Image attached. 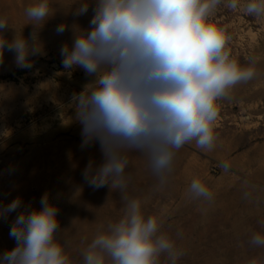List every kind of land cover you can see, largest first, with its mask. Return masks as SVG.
Returning a JSON list of instances; mask_svg holds the SVG:
<instances>
[{
	"label": "clouds",
	"instance_id": "1",
	"mask_svg": "<svg viewBox=\"0 0 264 264\" xmlns=\"http://www.w3.org/2000/svg\"><path fill=\"white\" fill-rule=\"evenodd\" d=\"M90 3L76 5L73 15H86ZM222 3L232 10L241 7L240 0H95L88 27L73 25L71 44H62L65 72L80 68L93 78L71 97L74 122L81 125L80 149L98 144L102 155L99 164L89 160L81 175L93 190L118 191L122 202L121 218L97 228L80 251L78 264H178L186 254L163 231V218L146 215L143 200L128 194L127 153L146 157L163 187L186 144L214 149L217 102L256 75L253 67L230 55L226 26L211 22ZM243 11L264 17V0H246ZM53 15L49 0H38L25 9L33 31L26 38L16 30L11 40L4 33L12 27L0 18V65L7 51L16 68L32 70L35 62L30 58L45 54L39 30ZM67 30L61 23L55 32ZM220 167L229 169L227 163ZM187 195L214 199L199 178L191 180ZM39 203L33 208L21 197L0 202V220L16 213L9 230L15 247L0 253V264H71L67 242L60 239L58 207L47 192ZM181 236L178 230L176 237ZM249 244L264 248V233L253 232Z\"/></svg>",
	"mask_w": 264,
	"mask_h": 264
},
{
	"label": "rangeland",
	"instance_id": "2",
	"mask_svg": "<svg viewBox=\"0 0 264 264\" xmlns=\"http://www.w3.org/2000/svg\"><path fill=\"white\" fill-rule=\"evenodd\" d=\"M38 0H0V18L12 28L11 40L22 30L27 38L33 26L25 9ZM86 0H49L54 14L39 30L45 54L31 57L32 70L15 67L13 55L4 52L0 65V202L21 197L25 205L40 207L44 193L59 209L61 242H67L71 264L97 228L122 216L120 194L108 187L93 190L83 180L89 160L99 164V145L80 149L81 125L74 122L73 93L93 78L76 68L70 75L61 65L60 48L72 42L73 25L87 28L95 0L84 16H75L76 5ZM241 7L222 3L211 22L227 28V49L242 66L255 69V77L236 85L219 100L216 143L203 151L195 142L176 155L167 185L160 187L147 158L127 153L128 194L143 200L146 215L164 220L163 231L176 239L185 255L178 264H264V248L253 247V232L264 233V17L256 18ZM68 30L57 35V25ZM221 163H227L225 172ZM201 179L214 193L211 202L192 200L187 188ZM245 192L249 199L244 198ZM16 213L0 220V253L15 247L9 230ZM181 231L182 236L176 237Z\"/></svg>",
	"mask_w": 264,
	"mask_h": 264
}]
</instances>
